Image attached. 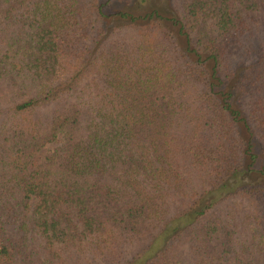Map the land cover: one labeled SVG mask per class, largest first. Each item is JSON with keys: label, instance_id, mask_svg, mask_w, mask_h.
<instances>
[{"label": "trees", "instance_id": "1", "mask_svg": "<svg viewBox=\"0 0 264 264\" xmlns=\"http://www.w3.org/2000/svg\"><path fill=\"white\" fill-rule=\"evenodd\" d=\"M0 264H264V0H0Z\"/></svg>", "mask_w": 264, "mask_h": 264}, {"label": "rangeland", "instance_id": "2", "mask_svg": "<svg viewBox=\"0 0 264 264\" xmlns=\"http://www.w3.org/2000/svg\"><path fill=\"white\" fill-rule=\"evenodd\" d=\"M53 147L52 146H47L43 149V153L45 154L47 151L51 150Z\"/></svg>", "mask_w": 264, "mask_h": 264}]
</instances>
